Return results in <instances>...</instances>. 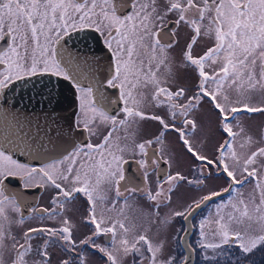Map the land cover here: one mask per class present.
I'll use <instances>...</instances> for the list:
<instances>
[{
  "label": "snow or ice",
  "instance_id": "snow-or-ice-1",
  "mask_svg": "<svg viewBox=\"0 0 264 264\" xmlns=\"http://www.w3.org/2000/svg\"><path fill=\"white\" fill-rule=\"evenodd\" d=\"M169 23L186 26L192 33L179 64L169 51L175 33L164 42ZM89 32L98 34L99 42L110 52L105 81L107 87L118 90L115 100L106 96L105 82L95 78L98 62L65 47L74 34L87 45ZM202 39L211 46L194 55ZM0 41H4L0 45V99L10 85L32 77L52 75L70 81L76 89L79 116L69 128H80L89 139L99 140L83 145L71 142L69 154L42 167L18 163L0 150V264H5L6 241H11V264H29L26 257L33 252L41 259L32 264H50L48 248L56 244L77 255L79 246H88L102 254L106 264H188L189 256L166 254L170 226L177 217L188 220L202 205L225 193L228 199L200 221L202 239L197 244L204 250L205 261L252 264L251 257L264 251V146L246 156L234 147L238 138L244 140L242 148L252 143L240 124V114L264 113V0H0ZM187 69L197 77L192 95L179 84L178 70ZM205 99L218 113V129L225 134L214 158L199 152L191 142V137L203 131L195 112ZM121 102V116L113 114L111 106ZM149 106L165 109L167 118L146 111ZM146 120L160 125L151 138H141ZM169 131L176 132L185 150L200 162L195 168L197 178L189 180L177 171L166 175L155 190L147 185L143 191L132 186L125 174L128 157L138 169H145L146 180L164 159L155 152L149 155V149L159 144L164 152ZM173 159L169 156L164 163L171 167ZM221 174L227 181L225 187L209 189L183 210L170 207L179 182L208 187ZM9 177H19L26 188L55 189L52 203L61 212L78 194L86 198L83 222L91 226L90 235L74 239L76 224L65 216L59 227H30L17 239L11 225L24 224L22 202L8 191L5 181ZM249 183L254 187L245 196L243 188ZM141 191L154 204L151 212L144 213L147 227L129 221L124 214L129 200ZM121 201L120 209L107 215ZM162 206L169 208L164 215L160 214ZM9 211L19 219L13 220ZM34 233L47 236L36 249L32 246ZM102 235L107 237V246L96 241ZM171 239L182 240L183 248L193 251L186 233L177 230ZM61 264L72 261L64 259ZM79 264H86L82 255Z\"/></svg>",
  "mask_w": 264,
  "mask_h": 264
},
{
  "label": "flooded vegetation",
  "instance_id": "flooded-vegetation-1",
  "mask_svg": "<svg viewBox=\"0 0 264 264\" xmlns=\"http://www.w3.org/2000/svg\"><path fill=\"white\" fill-rule=\"evenodd\" d=\"M160 2L162 3V0H160ZM170 19L172 18L170 17ZM165 32L168 33V36L165 37V43L168 42L169 37L175 33V41H178V43L173 41L174 47L169 51L171 52L172 57H174L176 63L179 64L182 50L185 48L188 38L192 33L187 29L186 26L181 25L177 27L174 23L167 24L165 26ZM79 35L83 36L85 34L80 33ZM87 35V45L79 42L78 37L74 34L73 37L68 40V43L65 45V47L75 55H79L81 57L87 55L89 61L98 62V69L95 71V78L105 82V87L103 90L106 96L115 100L119 96L118 90L107 87L105 81V76L108 75L110 52L104 48L101 42H99L100 38L98 37V34L89 32ZM74 41L76 42L75 44ZM2 44H4V41H0V45ZM207 46H211V42H207L204 39L199 41L194 48V55L202 54L206 50ZM0 70H3V66H0ZM83 71L88 72V69L84 68ZM161 72H163V69H161ZM178 72L179 84L188 89V95H192L197 83L195 72L192 69L178 70ZM34 78L42 79L40 82H37V84H34V82H29L25 85H18L23 82L18 81L9 86L11 91L8 90L9 93L6 98V132L4 130L5 128H2L3 119L0 118V145H4L1 141H6L8 145H6V148L2 147L0 150H4L7 155L12 156V158L18 163L26 164L30 167H42L44 164L51 163L53 160L61 159L63 156L69 154L72 151L71 147L69 148L68 152L62 156L59 154L61 153L60 151L62 149V140L74 141V143L77 145H83L86 142L98 143V138L92 137L89 139L88 133L86 131L76 127H72L71 129L69 128V124L72 123L74 115L75 118L79 116L78 101L76 100L77 94L74 85L69 81L71 86H62L61 82L63 79L52 75H42L32 77L30 79ZM45 85H47V87H45ZM75 104H77L76 113L74 111ZM120 107H122V102L112 105L110 111H112L113 114L121 116V113L118 111ZM205 108L204 100L201 102L198 109L204 111ZM146 110L165 109L149 106ZM212 112L218 116V113L213 109V107ZM252 115H250V117H252ZM243 117H247V115L243 113L240 114V119ZM143 122L148 123L147 125H158V122L150 120ZM178 122H180L179 119ZM178 122L175 121V123ZM142 132L144 131L141 130V133ZM149 135L150 134H145L143 137L147 138ZM153 152H155L156 155L161 156L160 147L158 145L153 144L151 146L149 149V155H152ZM128 159L129 163L125 165V174L127 177L132 179V186H137L142 191L145 189L146 185L147 187L152 183L155 185L154 182L163 181L166 175L172 174V164L171 167H169L168 164L164 163V161L168 159L164 158L159 162V168L153 167V169L149 172L147 179L145 180V169H138L137 164L134 162L131 156H129ZM220 177L224 178L223 174H221ZM217 184L218 183H213L212 186L208 188V190H204L200 194H206L209 189L219 190L227 185V181L226 185L223 187H218L216 186ZM5 185L8 191L18 195L20 201L22 202L21 212L23 213L24 224L20 225L13 223L11 225V232L17 237V239H20V237L23 235V232L30 227H59L61 220L65 216L71 220L73 219L71 217H76V210L78 206H85L86 209L88 207L86 198L79 196L78 194L79 198L76 199L68 209H65L63 212H61V210L56 209V206L52 203V200L56 195V190L51 187L32 186L26 188L24 187L23 180H21L19 177H9L5 181ZM200 187L205 188L202 185ZM246 188L248 187L243 188V193L245 196L248 195L247 191L244 190ZM188 189L190 190V188H187V191H189ZM190 194L191 192L189 195ZM228 197L229 194L227 193L223 194L222 197H215L212 201L204 204V207H202L201 210H199L192 217V219L188 218V220H184L182 218L184 222L183 224H185V226L188 225L189 227L191 226L193 228V240L191 239V245L193 246L195 253L198 255L199 263L201 262V258L204 259L205 254L204 250L200 249L197 244V241L202 239L200 236V221L208 217L210 213H214L215 205L221 203L222 201H226ZM134 198L137 200V194ZM121 204H123V201L117 204L116 210H114L112 213L118 211ZM33 209H35V211H33ZM54 209L55 211H53ZM8 215L13 220L19 219L18 214L12 213L11 211L8 212ZM47 216L55 217L48 218ZM90 233H88V235H90ZM33 237L32 246L34 249L40 247L44 243V240L47 239V236L42 233H34ZM96 241L103 246H107V237L103 235L97 237ZM6 244L9 247L5 250L4 261L5 264H11L13 257V253L10 250L11 241H6ZM55 248L54 246H51L48 248V251L53 252ZM81 249L83 253L87 252L88 249V252L100 255L101 258L106 262V258H104L97 250L88 246H81ZM251 258H257L255 260L251 259L252 264H264V251L258 250ZM29 264H32V262L29 261Z\"/></svg>",
  "mask_w": 264,
  "mask_h": 264
},
{
  "label": "rangeland",
  "instance_id": "rangeland-1",
  "mask_svg": "<svg viewBox=\"0 0 264 264\" xmlns=\"http://www.w3.org/2000/svg\"><path fill=\"white\" fill-rule=\"evenodd\" d=\"M210 42V41H207ZM257 98L254 97V103ZM205 109L199 110L197 109L195 112V117L198 121V123L202 126L203 131H199L196 135L191 137V142L193 143V146L202 154L207 155L209 158H214L216 155L215 149L219 146V144L223 141L225 138V134L218 129V119L217 114L215 115L214 112H212V105L208 102L207 99H205ZM211 108V109H210ZM148 112L156 113L161 116L166 115V110H146ZM253 114V115H252ZM247 117H243L240 119L241 126L245 129V135L252 137V143L250 145H245V147H240L242 143H244V140L241 138H238L236 143L234 144V147L236 150L241 154V156H246L247 154H250L251 151H255L258 147L264 146V113H251L246 114ZM252 115V117H250ZM203 116V117H202ZM178 122V120H177ZM179 123H176L177 126H179ZM142 122V129L144 132L141 133V138H144L143 136L145 134H150L147 138H151L154 134H156L159 129L160 125L155 124H149ZM158 145L161 148V145ZM161 156L163 158L169 159V156L174 157L173 161H171L172 164V174H175L177 171L181 172L183 175L188 177L189 180H195L197 178V173L195 172L196 166L200 163L199 161H196L194 157L189 154L185 148L183 143L179 139V135L174 132L170 131L166 134V144H165V151L160 152ZM158 182H154L155 185L150 184V188L155 190ZM213 183H218L216 186L223 187L226 185V181L224 178H213L211 181L208 182V187H200L196 186L192 183H188L187 181H181L179 184L176 185L175 191L172 194V201L170 207L175 210H183L188 203H190L193 199H199L200 196L203 195L200 194L204 190H208L210 186H212ZM165 189H167L168 185H164ZM245 191L247 193L252 192L253 190V184L249 183L247 185ZM187 188H190L189 191H187ZM187 191V193H186ZM191 194L189 195V193ZM141 194L137 193V200L135 198L130 199L128 202V205L124 207V214L129 218V221L136 223L137 225H141L143 227H147L148 223L147 220L144 217V213L151 212L153 210L154 204L152 202H149L148 200L144 199ZM187 198V199H186ZM122 204L119 206L121 207ZM201 208L197 209L191 216H189V219H192V217L199 211ZM169 211L168 207H161L160 208V214L164 215ZM77 214L76 217L73 218L72 221L74 224H76V228L74 229V239L79 241L80 239L84 238L85 235H88L90 233L91 228L90 225L83 222V217L86 216V207L85 206H78L76 210ZM213 213V212H212ZM115 213H107V215H114ZM48 218H53L55 216H47ZM183 219L181 217H177L173 224L170 226L169 229V239L170 244L168 249L166 250V254L170 253L173 255H177L179 258L180 256L185 255V251L182 248V240H172L171 237L176 234L177 230H180L181 235H184V233H187L186 235H189L188 237V243L191 245V239L193 240L192 231L193 228L188 225L185 226L183 224ZM207 230V229H206ZM153 231H155V228L153 227ZM151 235V233H150ZM57 247V248H55ZM193 251L192 253V261L190 264H209L208 261H205V259L201 258V262L198 261V255L195 253V250L193 246L191 245ZM53 252H49L50 257V264H61V261L64 259H70L72 261V264H79V256H84L86 258V264H105V260L101 258L100 255L94 254L92 252L83 253L81 250V246L77 248L76 253L69 254L60 244L54 245ZM184 251V252H183ZM207 254L211 255V250L207 251ZM201 256V255H200ZM28 261H39L41 257L36 254L32 253L27 257ZM131 258H129L130 260ZM252 260H255L257 258H251ZM196 262V263H195ZM127 264V262H126ZM145 264L147 262L145 261Z\"/></svg>",
  "mask_w": 264,
  "mask_h": 264
},
{
  "label": "water",
  "instance_id": "water-1",
  "mask_svg": "<svg viewBox=\"0 0 264 264\" xmlns=\"http://www.w3.org/2000/svg\"><path fill=\"white\" fill-rule=\"evenodd\" d=\"M106 53V52H105ZM107 54V53H106ZM42 78H34V79H28L27 81H23L22 83H20V84H18V85H25V84H28L29 82H34V84H37V82H40V80H41ZM33 85V84H32ZM61 85L62 86H71V83L69 82V81H65V80H62V82H61ZM11 91V88L9 87L8 89H6V91H5V94H4V98L3 99H0V118H2L3 119V125H2V128L4 129L5 127H6V119H7V101H6V98H7V95H8V93H9V91ZM77 104H75V106H74V111H75V113H76V111H77ZM76 107V108H75ZM75 119V115H74V117H73V119H72V121ZM5 130V132H6V128L4 129ZM66 141H68V140H62V149H61V153H59V154H61V156L63 155V154H65L66 152H68V150H69V148H71L72 146H71V142H74V141H70V142H66ZM4 145H3V148H6V145H8L7 144V142L6 141H1ZM5 146V147H4ZM202 207H204V205H202L201 206V208ZM185 234V233H184ZM187 234V233H186ZM186 237H187V240H188V237H189V235H186ZM182 245H183V241H182ZM182 248H183V246H182ZM183 250L185 251V256H189L190 257V259L188 260V264H190V262L192 261V253L191 252H189L187 249H185V248H183Z\"/></svg>",
  "mask_w": 264,
  "mask_h": 264
}]
</instances>
